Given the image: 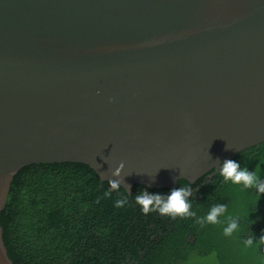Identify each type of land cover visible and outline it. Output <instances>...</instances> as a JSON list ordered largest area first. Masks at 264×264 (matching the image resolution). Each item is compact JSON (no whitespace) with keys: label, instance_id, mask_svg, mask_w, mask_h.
<instances>
[{"label":"water","instance_id":"1","mask_svg":"<svg viewBox=\"0 0 264 264\" xmlns=\"http://www.w3.org/2000/svg\"><path fill=\"white\" fill-rule=\"evenodd\" d=\"M262 143L264 0H0V213L30 165L123 162L129 194Z\"/></svg>","mask_w":264,"mask_h":264},{"label":"trees","instance_id":"2","mask_svg":"<svg viewBox=\"0 0 264 264\" xmlns=\"http://www.w3.org/2000/svg\"><path fill=\"white\" fill-rule=\"evenodd\" d=\"M232 160L264 180V143ZM183 186L192 188L196 217L173 219L144 214L135 203L144 190L168 195L172 189L134 185L129 194L121 188L106 197L108 183L86 165H30L10 184L2 240L13 264H264V194L225 182L220 168L193 184L179 180L176 188ZM118 199L127 204L115 207ZM215 204L227 206L221 222L198 224ZM227 217L238 218L231 236L223 234Z\"/></svg>","mask_w":264,"mask_h":264},{"label":"clouds","instance_id":"3","mask_svg":"<svg viewBox=\"0 0 264 264\" xmlns=\"http://www.w3.org/2000/svg\"><path fill=\"white\" fill-rule=\"evenodd\" d=\"M111 102V101H110ZM124 163L121 162L114 171H112V179H108L109 190L104 193L106 197L111 196L112 191H119L122 186L121 172ZM220 175L225 182H231L234 185H243L245 189L255 188L260 194H264V180L260 179L257 171L249 172L246 168H241L234 160H225L219 166ZM154 179V177H153ZM192 196V188L183 186L172 189L170 194L162 195L159 193L150 194L144 190L135 196V203L140 207L144 214L157 212L161 216H167L175 219L176 217L190 218L196 217V212L192 211V205L189 203V197ZM127 204V199H118L115 201V207H123ZM227 212V206L224 204L213 205L206 216L196 219L201 226L205 224H219L220 217ZM239 228L238 218L227 217V225L223 229L225 236H231ZM264 240V237H261ZM246 246L253 245L252 237L245 241Z\"/></svg>","mask_w":264,"mask_h":264},{"label":"flooded vegetation","instance_id":"4","mask_svg":"<svg viewBox=\"0 0 264 264\" xmlns=\"http://www.w3.org/2000/svg\"><path fill=\"white\" fill-rule=\"evenodd\" d=\"M261 247V246H260ZM261 250H262V247H261Z\"/></svg>","mask_w":264,"mask_h":264},{"label":"rangeland","instance_id":"5","mask_svg":"<svg viewBox=\"0 0 264 264\" xmlns=\"http://www.w3.org/2000/svg\"><path fill=\"white\" fill-rule=\"evenodd\" d=\"M242 264V263H241Z\"/></svg>","mask_w":264,"mask_h":264}]
</instances>
